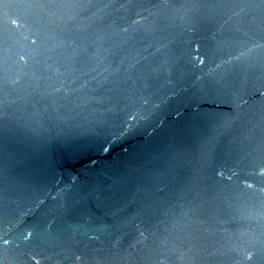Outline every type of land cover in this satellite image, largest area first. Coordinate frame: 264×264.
<instances>
[{
  "label": "water",
  "instance_id": "water-1",
  "mask_svg": "<svg viewBox=\"0 0 264 264\" xmlns=\"http://www.w3.org/2000/svg\"><path fill=\"white\" fill-rule=\"evenodd\" d=\"M262 169L264 0H0V264H264Z\"/></svg>",
  "mask_w": 264,
  "mask_h": 264
},
{
  "label": "snow or ice",
  "instance_id": "snow-or-ice-1",
  "mask_svg": "<svg viewBox=\"0 0 264 264\" xmlns=\"http://www.w3.org/2000/svg\"><path fill=\"white\" fill-rule=\"evenodd\" d=\"M11 24L16 25L17 24V20L16 19H12L11 20ZM261 171L264 172V169H262Z\"/></svg>",
  "mask_w": 264,
  "mask_h": 264
},
{
  "label": "clouds",
  "instance_id": "clouds-1",
  "mask_svg": "<svg viewBox=\"0 0 264 264\" xmlns=\"http://www.w3.org/2000/svg\"><path fill=\"white\" fill-rule=\"evenodd\" d=\"M28 235H30V233H28ZM25 238H27V236ZM5 243H7V241H5Z\"/></svg>",
  "mask_w": 264,
  "mask_h": 264
}]
</instances>
